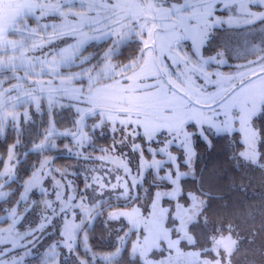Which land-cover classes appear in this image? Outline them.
<instances>
[{"label":"snow or ice","instance_id":"obj_1","mask_svg":"<svg viewBox=\"0 0 264 264\" xmlns=\"http://www.w3.org/2000/svg\"><path fill=\"white\" fill-rule=\"evenodd\" d=\"M4 7L0 138L11 133L14 139L7 162L0 154V264L230 260L234 247H227L224 237L210 236L209 245L201 248L191 231L194 225L207 226L212 201L224 199L213 190L219 174L199 168L198 149L203 145L213 151L214 138L226 139L239 126L243 150H234V159L240 167L264 172V131L255 126L264 118V0H11ZM225 25V32L243 29L250 39L237 46L222 41L206 55L216 30ZM126 46L134 50L120 60L118 53ZM233 60L240 62L233 67ZM113 92L122 106L104 102ZM129 98L156 101L157 106H128ZM58 110H74L70 127L60 128ZM34 116L47 120L33 132ZM105 127L119 139L101 149L104 155L98 159L115 164L123 175H116L115 183L104 175L86 176L81 192L47 153L58 149L62 138L72 142L65 150H86L93 133ZM125 147L127 153L120 151ZM32 154L39 159L27 178H20L17 194L13 185L20 157ZM189 180L198 186L189 189ZM37 192L40 199L33 198ZM34 209L39 215L35 226L25 223ZM57 218L58 235L44 247ZM97 221L109 235L116 233L103 253L90 244ZM225 227L235 246V226Z\"/></svg>","mask_w":264,"mask_h":264},{"label":"trees","instance_id":"obj_2","mask_svg":"<svg viewBox=\"0 0 264 264\" xmlns=\"http://www.w3.org/2000/svg\"><path fill=\"white\" fill-rule=\"evenodd\" d=\"M215 39L212 45L206 52L215 50L217 44L222 41H229V34L225 30H216ZM107 47V45H104ZM100 48H89V51L99 52ZM134 46L123 47L118 53L120 60L126 58L133 52ZM63 121V120H62ZM40 122L36 125H30L29 129L33 132L35 127L39 126ZM256 128L264 131V118L255 121ZM14 134H9L7 139H0V152L5 154L10 143L13 142ZM29 133H25V142L28 143ZM65 139L58 140L59 144H63ZM215 149L211 152L206 150L203 145L198 149L200 153L199 168L203 171L205 168L213 170L219 174L213 185L214 191H220L224 194L223 200H214L211 207L207 210L209 223L207 226L194 225L191 229L192 233L198 240L197 247H206L209 245V237L215 240L224 237L227 240L229 233L225 227L228 224L235 226V231L231 234V238L238 241L233 246L231 243L229 248L234 247L233 254L230 257L229 264H264V172L254 171L247 166H239L233 157L234 150L239 151L243 146L238 138V135H228L225 139L222 136L214 138ZM21 148V152H23ZM260 150L264 151V144L260 145ZM60 148L52 150L47 155L53 157V164L64 168L68 164H73L76 158L71 154L61 153ZM86 156H90L97 152V150H87ZM38 155L32 154L27 157L21 165H19V178L13 187H16V193L19 192L18 185L21 179L27 177L32 171V167L38 160ZM21 178V179H20ZM235 181V185H232ZM243 185L244 189L241 190L239 185ZM17 185V186H16ZM198 185L188 181L187 187L194 189ZM225 203L227 206L225 207ZM251 212V216L249 215ZM113 227H119L115 224ZM116 233L113 231L111 235L103 231L99 221L97 226L90 237V244L96 249L98 253H103L109 250V246L115 242ZM223 252V250L221 249ZM123 264H131L125 258Z\"/></svg>","mask_w":264,"mask_h":264},{"label":"rangeland","instance_id":"obj_3","mask_svg":"<svg viewBox=\"0 0 264 264\" xmlns=\"http://www.w3.org/2000/svg\"><path fill=\"white\" fill-rule=\"evenodd\" d=\"M10 2H11V0H0V18L6 17L7 9L4 7V5L6 3H10ZM44 22H47V21L45 20V21H42L41 23H44ZM226 27L227 26L225 25L224 27L218 28L217 30H223ZM48 31L50 32L51 29H49ZM228 34H229L228 35L229 36V42L233 46L242 45L246 39H250V37L247 35V33L243 29L229 30ZM214 51L206 52L205 54L206 55L212 54ZM239 62L240 61L233 60L232 66L235 67V64L239 63ZM104 102L111 105V106H116V107L122 106V101H121V98H120V95L118 92H113L110 95L106 96L104 98ZM141 102L145 103V106L149 107V108H156V106H157L156 101H140L136 98H129L127 104H128V106H132V105H135V104L141 103ZM72 111H74V110H71V111L70 110H58V115H57L56 119L60 122L59 126L61 129L71 126ZM34 119L36 120V123H38V122H41V120L46 121L47 117L46 116H43V117L34 116ZM235 134L238 135V138L240 139V141L242 143L244 137H243V133H241L239 131V126H237V130L230 135H235ZM116 139H119V135L113 134L111 132L110 128L105 127V128L96 130L95 133H93V135H92L91 144H89L86 147V149L89 151L94 149V150H97V152L93 153L89 159H85L84 157L86 156L87 152L84 149H75L72 152L65 150V148H64L65 144H68L70 147L72 145V142L70 141V139L66 138L63 144L60 145L58 142V145H59L58 148H60V150L62 151L61 153H65V154L68 153V154H71L72 156H74L76 158V161L73 164H68L64 168H61L57 165H54V166L56 168L61 169L62 172H65L66 173V177H65L66 181L71 182L81 192L84 190V178L86 176L90 177L92 175H104L105 180H111L112 183H115L114 177L118 174L123 175V171L118 170L116 168L115 164H113L109 161H102L98 158L101 157L102 155H104V153L101 152V149H106V148L111 147L113 145L114 140H116ZM242 146H243V144H242ZM242 150H243V147L239 151H242ZM79 151L84 152V155L83 156L77 155V152H79ZM120 151L127 153L128 148H126V147L122 148V149H120ZM173 151L177 152L178 150L173 149ZM0 154H2V153L0 152ZM4 155H5V162H7L6 161V153ZM145 155L147 156V153ZM38 159H39V157H38ZM131 166L133 167V169H135V166H136L135 154L132 155V165ZM2 170H3V164H0V171H2ZM93 170H95V171H93ZM108 172H111L110 176L107 175ZM133 174L135 175V171L133 172ZM26 178L27 177H25L24 179H26ZM19 191H20V189H19ZM49 192H50L49 198L54 199L55 195H54V192L51 188H49ZM65 194L66 195L70 194V190L66 191ZM88 194L91 195V192L89 191ZM97 194H99V192ZM112 197H113V200H115V193H112ZM33 198L34 199H40L39 193L37 192ZM105 199H107V197H105ZM141 203H144V205L146 206L148 202H147V200L144 201L142 199ZM0 215H2V214H0ZM145 215L147 216V212H145ZM38 222H39L38 209H34L26 217L25 223H31L33 226H35ZM3 223H4L3 220H0V225H3ZM59 224H60V220H59V218H57V220L55 221V223L53 225V227L56 229V231L50 232L48 235H46L44 237V239L42 241V244L44 245V247H46L47 244L50 243V238L54 239L58 235ZM171 226H172V222L169 221L168 227H171ZM148 227L155 228L156 225H154V224L148 225ZM132 239L134 240L135 237H132ZM223 243L225 245H227V247L231 245V243L228 239L225 240ZM181 247L184 248L185 250H188L187 247L184 245H181ZM217 247L219 248V245ZM221 249H220V251H221ZM43 250H44L43 247L40 248V251H43ZM221 255L222 256L225 255L224 251L223 252L221 251ZM32 264H36V261L33 260ZM178 264H183V261L182 260L178 261ZM225 264H229V261L226 260Z\"/></svg>","mask_w":264,"mask_h":264},{"label":"water","instance_id":"obj_4","mask_svg":"<svg viewBox=\"0 0 264 264\" xmlns=\"http://www.w3.org/2000/svg\"><path fill=\"white\" fill-rule=\"evenodd\" d=\"M62 139H66V138H62ZM26 158L24 157V156H21L20 157V164L19 165H21V163L25 160Z\"/></svg>","mask_w":264,"mask_h":264}]
</instances>
